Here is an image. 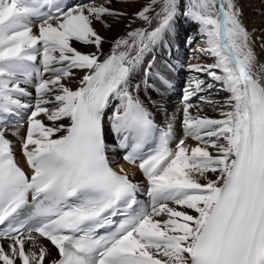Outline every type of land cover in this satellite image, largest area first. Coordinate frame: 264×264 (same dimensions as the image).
<instances>
[{"label": "bare ground", "instance_id": "6f19581e", "mask_svg": "<svg viewBox=\"0 0 264 264\" xmlns=\"http://www.w3.org/2000/svg\"><path fill=\"white\" fill-rule=\"evenodd\" d=\"M94 1L68 7L60 17L42 23L27 18L16 21L12 36L0 38V55L7 57L0 61V97L26 103L32 115L30 126L12 125L5 133L17 162L30 170L36 157L69 129L78 91L97 63L107 55L120 58L126 65L125 77L106 98L100 117L107 162L131 180L137 191L160 187L167 198L173 194L177 198L153 209L144 224L147 235L170 239V243L154 245L132 236L131 244L123 247L125 257L117 264H158L161 259L151 250H164L172 257L168 262L188 263L197 233L234 159L243 82L252 81L264 97L263 30L257 31L264 23V2L253 8L263 13H255L247 23L246 13L252 7L246 5L247 11L242 12V0H197L194 10L202 3L214 10L210 30L199 15L201 10L186 11V0ZM0 6H8V15H14L11 0H0ZM3 20L11 23L7 17ZM219 35L242 56L241 67L220 46ZM196 37L201 43L190 50ZM188 51L194 53L186 55ZM164 55L176 64L174 84L183 76L192 77L184 93V100H192L190 106L176 99L179 84L174 87L161 81L159 70L164 65L154 68L153 63ZM18 60L25 64L20 71L14 65ZM128 96L164 127L171 143L165 161L146 178L140 176L138 166L120 160L123 146L117 140L127 122ZM138 252H150L153 259L137 258ZM56 255V248L33 232L16 242H0V264H50Z\"/></svg>", "mask_w": 264, "mask_h": 264}, {"label": "rangeland", "instance_id": "374dc122", "mask_svg": "<svg viewBox=\"0 0 264 264\" xmlns=\"http://www.w3.org/2000/svg\"><path fill=\"white\" fill-rule=\"evenodd\" d=\"M96 1H100V0H95L94 2H96ZM172 1H174V0H172ZM186 1H188V3H187V5H186V11L187 12H193V11H196L197 13H199V10H201V12L199 13V15L202 17V18H204V21L205 22H207V23H205V25H207L209 28L208 29H210L211 30V26L209 25V24H211L210 23V19L212 18L211 16H212V12H214V10L212 9V8H210L208 5H207V3H202V4H204V5H202L203 7H199V10H198V8H196V10H194V6L196 5V4H198V2H197V0H190V2H189V0H186ZM194 1H196V2H194ZM198 1H202V0H198ZM204 1V0H203ZM242 2H243V6H239V8L240 9H242V12H244L245 10H246V7L247 6H249V7H252L251 9H250V11L248 10H246L247 11V13L246 14H248L247 16H246V22L247 23H251V22H249V21H251L252 20V16H254L255 15V13H258L259 15L261 14V13H263V10L261 11V12H256V11H253V8L254 7H257L256 6V4H260V3H263L264 1L263 0H242ZM91 3H93L92 1L91 2H89V4L88 5H90ZM174 4L175 3H173V6H174ZM247 5V6H246ZM207 6H208V8H207ZM187 8H191V10L189 11V9L187 10ZM201 8V9H200ZM205 8H207V9H205ZM245 8V9H244ZM204 9V10H203ZM209 9V10H208ZM212 11H211V10ZM206 10V11H205ZM208 10V11H207ZM244 10V11H243ZM210 11H211V14H210ZM203 12V13H202ZM214 14V13H213ZM198 15V14H197ZM17 19H19L18 18V16L17 15H15L14 16V20L13 21H16ZM12 23H10L9 25H11ZM264 23L261 25V26H259L258 27V30L257 31H262L263 30V35H262V39L264 40ZM10 26L9 27H7L6 28V33L7 34H11L12 33V31H10ZM199 43V44H198ZM200 43H201V38H199V37H196V38H194L192 41H191V43L189 44L192 48L190 49V50H192V49H194V48H196V46H198V45H200ZM17 45H18V42L16 43ZM189 45H188V48H189ZM189 53L188 54H186V55H191L192 53H194V52H190V51H188ZM161 60H160V58H159V61H158V63L157 64H155V63H153V66H158L161 62H160ZM155 68V67H154ZM156 69V68H155ZM175 71V70H174ZM174 71H170V73H171V79L169 80V83L168 84H170V85H172V86H177L178 84L180 85V82H178L177 84H176V82H175V84L173 83V76H175L176 74H175V72ZM174 73V74H173ZM161 74H163V72H161ZM187 78H189L188 76H187ZM187 78H186V82L184 83V87L183 88H181V90L180 89H175V91L177 92L178 91V93H180V92H182V95L185 93H187L188 92V90H187V87L189 86V85H186L188 82H190L191 81V79H190V81H187ZM169 79V78H168ZM185 80V79H184ZM193 81H194V79H193ZM182 83V82H181ZM186 87V88H185ZM185 89V90H184ZM185 94L182 96V98L181 99H185ZM210 102H214V101H210ZM191 103H192V100H189V103H188V106H190L191 105ZM195 103H197L196 101H195ZM211 105V104H210ZM169 204V203H168ZM159 217H161L162 215L161 214H159L158 215ZM150 251V250H149ZM151 253H153V254H155V255H157L161 260H166V261H171L172 260V257L171 256H168L167 254H164V253H166L164 250L163 251H161V250H158V251H153V250H151L150 251ZM150 252H146V253H148V254H150ZM165 255V257H162V256H164Z\"/></svg>", "mask_w": 264, "mask_h": 264}]
</instances>
